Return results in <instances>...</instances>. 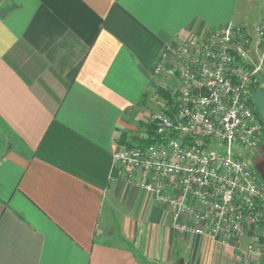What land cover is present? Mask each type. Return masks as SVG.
Instances as JSON below:
<instances>
[{"label":"crops","instance_id":"obj_1","mask_svg":"<svg viewBox=\"0 0 264 264\" xmlns=\"http://www.w3.org/2000/svg\"><path fill=\"white\" fill-rule=\"evenodd\" d=\"M239 1L0 0V264H245L249 234L183 228L202 223L114 156L148 137L153 87L177 86L165 47L238 25ZM260 236L254 264L264 218Z\"/></svg>","mask_w":264,"mask_h":264},{"label":"built area","instance_id":"obj_2","mask_svg":"<svg viewBox=\"0 0 264 264\" xmlns=\"http://www.w3.org/2000/svg\"><path fill=\"white\" fill-rule=\"evenodd\" d=\"M256 30L252 40L246 27L229 23L166 46L155 70L175 66L176 117L155 111L160 140L124 144L114 154L128 180L135 170L151 172L154 185H144L157 199L202 223L183 228L225 245L249 234L245 264L255 263L264 218V180L240 152L256 151L263 135L254 97L264 77V24ZM169 186L179 193H168Z\"/></svg>","mask_w":264,"mask_h":264},{"label":"rangeland","instance_id":"obj_3","mask_svg":"<svg viewBox=\"0 0 264 264\" xmlns=\"http://www.w3.org/2000/svg\"><path fill=\"white\" fill-rule=\"evenodd\" d=\"M231 2V0H229ZM233 2V1H232ZM263 0H240L239 6L237 10V14L234 16L235 22H238V24L244 26L247 28L250 38L252 40H255L257 38V30L256 26L259 23H263L264 18V4ZM263 75H261L262 77ZM157 93L153 101V106L158 108V104L162 101L165 102L164 98L161 96V93L164 89H168L169 91L175 93V95L178 94L177 86H174V82H169V80L165 79L164 83H159L155 87H153ZM152 90V89H151ZM255 101L258 106L259 116L262 119V129H263V135L261 137V140L259 142V145L257 147L256 151L251 150H245L241 149V153L245 155L250 161H253L255 166L256 163L259 161H264V77H262L260 81V85L258 86V89L255 93ZM155 112V109L154 111ZM152 122V120H151ZM262 171L264 172V165Z\"/></svg>","mask_w":264,"mask_h":264},{"label":"trees","instance_id":"obj_4","mask_svg":"<svg viewBox=\"0 0 264 264\" xmlns=\"http://www.w3.org/2000/svg\"><path fill=\"white\" fill-rule=\"evenodd\" d=\"M161 96L165 100V105L161 110H163L167 114H170L172 117H176L177 104H176L175 93L169 91L168 89H164L161 93ZM259 118H260V116H259ZM260 121H261V123L263 122L261 118H260ZM148 128H149L150 133L148 134L147 138L141 139V141L138 142L140 145L149 144V143L154 142L156 140H160V138L157 134V131H156V127L153 124V122L148 123ZM130 144H134V143H130Z\"/></svg>","mask_w":264,"mask_h":264},{"label":"water","instance_id":"obj_5","mask_svg":"<svg viewBox=\"0 0 264 264\" xmlns=\"http://www.w3.org/2000/svg\"><path fill=\"white\" fill-rule=\"evenodd\" d=\"M261 174L262 179L264 180V172L262 171V168H257ZM168 264H185L184 259H180V261L168 263Z\"/></svg>","mask_w":264,"mask_h":264},{"label":"flooded vegetation","instance_id":"obj_6","mask_svg":"<svg viewBox=\"0 0 264 264\" xmlns=\"http://www.w3.org/2000/svg\"><path fill=\"white\" fill-rule=\"evenodd\" d=\"M263 165H264V161H259L258 163H256V168H262L263 169Z\"/></svg>","mask_w":264,"mask_h":264}]
</instances>
